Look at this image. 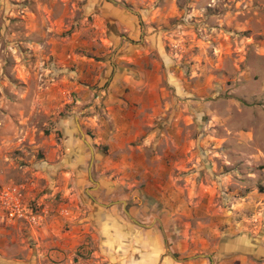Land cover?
<instances>
[{
  "label": "rangeland",
  "instance_id": "obj_1",
  "mask_svg": "<svg viewBox=\"0 0 264 264\" xmlns=\"http://www.w3.org/2000/svg\"><path fill=\"white\" fill-rule=\"evenodd\" d=\"M125 39L146 53L153 87V125L135 145L169 176L144 225L164 231L166 257L194 238L208 247L198 256L264 264V0H0V264H52L34 230L88 213L102 175L115 180L88 123ZM64 145L82 146L83 166ZM4 195L25 218H5ZM113 206L144 209L131 198L97 207ZM87 260L77 264L101 263Z\"/></svg>",
  "mask_w": 264,
  "mask_h": 264
},
{
  "label": "crops",
  "instance_id": "obj_2",
  "mask_svg": "<svg viewBox=\"0 0 264 264\" xmlns=\"http://www.w3.org/2000/svg\"><path fill=\"white\" fill-rule=\"evenodd\" d=\"M116 19L118 26L127 23L120 11ZM116 56L121 68L113 73L101 90L103 97L98 105L102 104L103 114H95L88 123L94 132L95 146L106 148L101 154V171L111 173L115 180L102 175L98 181V192L103 195L93 200L96 207H92L88 213L71 211L66 215L48 216L42 227L32 233L33 240L43 249L40 250L42 254L50 255L52 264H67V259L70 264H77L81 257L87 260L95 253L100 260L98 262H101L98 264H246L232 259L230 255L220 256L215 261L209 255L198 256L208 247L198 245L194 238L190 242H177L169 246L171 252L178 256L166 257L165 253H169V250L162 241L164 231L160 234L158 228L144 225L142 219L149 216V210L145 208L149 197L155 198L153 194L168 190V168L165 165L156 168L150 166L145 145H135L140 139H145L146 129L153 125L154 120L153 87L152 83L146 81L142 68L146 53L125 39L119 41ZM106 80L105 77L103 81ZM93 91L86 90L81 101H87ZM64 148H69L68 154L77 155L81 160L78 166H83L82 146L64 145ZM109 156L114 160H109ZM81 182L82 177L75 181V185L82 186ZM122 187L141 190L121 194ZM130 198L140 207L144 206V209L130 210L133 217L116 206L97 207L108 201L128 202ZM155 200L162 202L159 197ZM90 237L95 239L96 252H91L92 247H88ZM225 248V252H228L231 245Z\"/></svg>",
  "mask_w": 264,
  "mask_h": 264
},
{
  "label": "built area",
  "instance_id": "obj_3",
  "mask_svg": "<svg viewBox=\"0 0 264 264\" xmlns=\"http://www.w3.org/2000/svg\"><path fill=\"white\" fill-rule=\"evenodd\" d=\"M17 199L14 200L9 199L7 195H4L1 206L5 212V218L8 220L25 218V216L21 213L18 204L16 203Z\"/></svg>",
  "mask_w": 264,
  "mask_h": 264
},
{
  "label": "trees",
  "instance_id": "obj_4",
  "mask_svg": "<svg viewBox=\"0 0 264 264\" xmlns=\"http://www.w3.org/2000/svg\"><path fill=\"white\" fill-rule=\"evenodd\" d=\"M102 150L105 152L106 151V148L105 147H102Z\"/></svg>",
  "mask_w": 264,
  "mask_h": 264
}]
</instances>
